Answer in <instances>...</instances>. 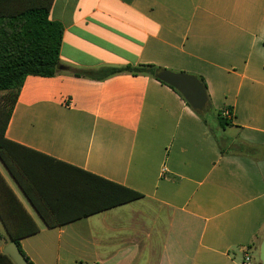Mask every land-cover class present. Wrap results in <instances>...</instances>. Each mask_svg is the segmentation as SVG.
<instances>
[{"label":"crops","instance_id":"crops-1","mask_svg":"<svg viewBox=\"0 0 264 264\" xmlns=\"http://www.w3.org/2000/svg\"><path fill=\"white\" fill-rule=\"evenodd\" d=\"M49 18L64 66L202 77L217 126L150 75L26 77L0 158V264H15L8 230L35 227L20 240L34 264H263L264 0H54ZM109 183L143 197L103 209Z\"/></svg>","mask_w":264,"mask_h":264},{"label":"trees","instance_id":"trees-1","mask_svg":"<svg viewBox=\"0 0 264 264\" xmlns=\"http://www.w3.org/2000/svg\"><path fill=\"white\" fill-rule=\"evenodd\" d=\"M54 0H0V91L6 92L2 107L5 110L4 118H0V158L7 164L9 145L13 142L6 138L14 105L18 99L23 83L28 76L54 77L60 73L68 72L77 78L104 80L113 75L130 73L133 75H150L156 77L159 67L153 65L103 67L99 69H76L66 66L60 70V49L62 44L63 26L50 20L49 13ZM207 91L208 101L202 111H195L205 124L208 121L205 112L212 113L208 87L202 77L196 76ZM169 86L178 94L174 87ZM181 96V94H180ZM230 118L217 112L218 127L225 129L232 125V110L229 109ZM218 143L223 147L225 138H218L217 133L211 130ZM111 191L103 209L116 207L143 197L134 190L109 183ZM31 221V218L27 216ZM12 241L16 242L23 256L29 264H34L21 248L20 240L38 233L37 227L28 230H8ZM7 257V256H5ZM4 258V256H3Z\"/></svg>","mask_w":264,"mask_h":264},{"label":"water","instance_id":"water-1","mask_svg":"<svg viewBox=\"0 0 264 264\" xmlns=\"http://www.w3.org/2000/svg\"><path fill=\"white\" fill-rule=\"evenodd\" d=\"M59 69L66 70L67 68L64 65H60ZM156 77L174 87L193 110L202 111L206 107L208 101L207 91L196 76L167 69H159L156 72ZM4 253L15 264H29L14 241L6 247ZM261 261L264 264V241L261 246Z\"/></svg>","mask_w":264,"mask_h":264},{"label":"rangeland","instance_id":"rangeland-1","mask_svg":"<svg viewBox=\"0 0 264 264\" xmlns=\"http://www.w3.org/2000/svg\"><path fill=\"white\" fill-rule=\"evenodd\" d=\"M6 97V92L5 91H0V118L2 117V118H4V113H5V110H4V108L2 107V104H3V102H4V98ZM205 117H206V119H207V121H208V123L210 124V125H212V126H214V127H216L217 125H216V122H215V118H214V116H213V114L211 113V112H209V111H206L205 112ZM221 133V131L219 132V130H218V132H217V137L218 138H220L222 135L220 134ZM253 263H254V260L252 261ZM257 262H258V260H257Z\"/></svg>","mask_w":264,"mask_h":264},{"label":"built area","instance_id":"built-area-1","mask_svg":"<svg viewBox=\"0 0 264 264\" xmlns=\"http://www.w3.org/2000/svg\"><path fill=\"white\" fill-rule=\"evenodd\" d=\"M223 115L226 116V117H229L230 113L228 111H224ZM250 261H251L250 255L248 254V250H246L245 251V262L246 263H250Z\"/></svg>","mask_w":264,"mask_h":264}]
</instances>
